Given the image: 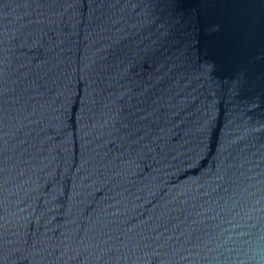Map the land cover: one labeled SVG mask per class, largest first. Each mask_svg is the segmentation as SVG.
Returning <instances> with one entry per match:
<instances>
[{"label": "water", "instance_id": "95a60500", "mask_svg": "<svg viewBox=\"0 0 264 264\" xmlns=\"http://www.w3.org/2000/svg\"><path fill=\"white\" fill-rule=\"evenodd\" d=\"M0 264H264V0H0Z\"/></svg>", "mask_w": 264, "mask_h": 264}]
</instances>
